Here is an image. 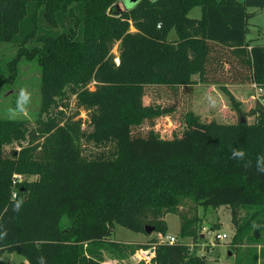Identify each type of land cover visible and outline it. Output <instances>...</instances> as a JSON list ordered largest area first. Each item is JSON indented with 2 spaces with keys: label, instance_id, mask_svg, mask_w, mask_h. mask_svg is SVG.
<instances>
[{
  "label": "trees",
  "instance_id": "obj_1",
  "mask_svg": "<svg viewBox=\"0 0 264 264\" xmlns=\"http://www.w3.org/2000/svg\"><path fill=\"white\" fill-rule=\"evenodd\" d=\"M117 1L0 0V42L19 46L0 86L13 81L21 57L34 60L48 93L42 105L53 108V96L65 98L66 88L82 94L92 128H81L77 111L39 114L30 130L25 121L0 120V264H104L103 250L124 259L151 246L152 264H206L184 242L158 241L167 214L179 218L181 240L198 238L199 206L229 208L231 246L251 226L264 229V104L245 113L225 88L264 90V45L246 38L247 8L264 9V0H142L128 11L117 10ZM195 8L199 19L188 17ZM197 84L219 85L237 122L205 123L188 110L181 134L161 138L154 122L172 120L180 94ZM145 96L154 98L144 104ZM6 130L27 136L36 181L14 179L18 154L6 152ZM83 143L98 152L85 156ZM237 150L242 158L233 156ZM243 210L252 212L241 218ZM115 226L145 235L152 227L157 237L121 244L109 240ZM262 247L235 264H256L258 256L264 264ZM6 253L24 261L7 262Z\"/></svg>",
  "mask_w": 264,
  "mask_h": 264
},
{
  "label": "rangeland",
  "instance_id": "obj_2",
  "mask_svg": "<svg viewBox=\"0 0 264 264\" xmlns=\"http://www.w3.org/2000/svg\"><path fill=\"white\" fill-rule=\"evenodd\" d=\"M242 3L243 0H235ZM118 9L125 11L130 9L131 6L127 0L117 1ZM126 8H124L123 7ZM247 12L251 14V17L247 21L248 34L247 42L250 46H262L264 45V9L260 8H247ZM201 11L199 8L191 10L188 14L189 18L199 19ZM133 31V29H130ZM176 34L174 31L169 33V39H174ZM25 48H31V45H26ZM19 46L8 43L0 42V73L6 70V65L11 62L17 55ZM114 62L118 63V50L117 44L112 50ZM40 69L36 61H30L21 57L17 63L16 75L11 83L8 85L0 86V120L5 121H25L27 128L33 129L35 126V120L40 115L43 118L48 113H57L59 110H63L66 116H71L76 111L78 115L76 119H81L82 129L86 132H90L92 128L89 125L87 117V111L81 106V102L84 99L82 94L72 95L68 88L63 89L65 98L61 99L58 96L55 98L56 105L53 108L49 105L44 107L41 103L43 95L48 96V93L41 88L40 85ZM5 73V72H4ZM8 76V74H4ZM90 91H93V83L87 86ZM20 89H25L30 94L29 102L25 105V100L21 98L20 103L25 105V111L19 112L17 110V99ZM236 87L234 90L230 88V92H234L237 98L233 96L239 103L240 108L245 113H248L255 107L257 101L260 100L264 103V90L255 88L254 85L242 86L238 90ZM159 90H155L154 96L157 95ZM152 93V94H153ZM164 93V92H162ZM179 97V107L174 114L173 119L161 118L154 122V130L159 133L163 139H171L173 135H180L183 130L182 114L188 110L198 115L201 122L215 121L218 123L234 124L238 120V115L231 109L228 97L223 91H221L219 85H201L194 87L190 93H182ZM154 96H145L143 103L148 104ZM157 99V98H155ZM164 103L166 98L163 97ZM61 103H68V109L64 110ZM255 120L252 116H247L246 121L251 124ZM5 128V127H4ZM148 128L144 127L143 132ZM4 142L6 152L14 151L18 154L17 157V169L14 176L19 182H34L39 178L38 166L31 158V146L28 144V138L22 131H4ZM84 155L89 156L98 152V149L92 144L83 143ZM251 213L252 210H243L239 216L243 218L246 213ZM198 238L192 239H180L178 237L180 221L176 215L167 214L164 217V221L167 225L166 236H172L176 241L184 242L188 245L190 253H193L197 257H203L206 264H235L239 257H249L251 249L255 250L258 255L262 253L264 245V229L259 228L256 225L251 226L250 230L241 238L239 246H231L232 237L235 233V228L231 224V213L228 207H203L199 206L198 212ZM264 219V216L260 217ZM224 233L227 238L223 241H218L215 238L216 234ZM157 235L151 233L149 235L133 233L122 227L115 226L110 241L118 242L121 244H141L148 243L152 239H156ZM138 240V241H137ZM136 250L132 255L127 256L124 259H120L115 254L109 251L103 250L104 264H148L142 260L136 258ZM3 260L10 263H18L24 261V259L16 253L4 254ZM262 258L258 256L256 264L262 262ZM152 264V263H150Z\"/></svg>",
  "mask_w": 264,
  "mask_h": 264
},
{
  "label": "built area",
  "instance_id": "obj_3",
  "mask_svg": "<svg viewBox=\"0 0 264 264\" xmlns=\"http://www.w3.org/2000/svg\"><path fill=\"white\" fill-rule=\"evenodd\" d=\"M255 87V86H254ZM256 88V87H255ZM260 90V89H259ZM262 102V101H261ZM263 103V102H262ZM264 104V103H263ZM14 179L16 181H18L16 179V177L14 176ZM215 238L218 240V241H223L227 238V236L224 234V233H218L215 235ZM159 243H168L170 245L172 244H175L176 243V240L174 237H170V236H165V237H160L158 239ZM154 253H155V247L154 246H151L150 248L148 249H145V250H139L137 253H136V258H138V260H142L144 261L145 263H148L150 264L152 262V259L154 258Z\"/></svg>",
  "mask_w": 264,
  "mask_h": 264
},
{
  "label": "clouds",
  "instance_id": "obj_4",
  "mask_svg": "<svg viewBox=\"0 0 264 264\" xmlns=\"http://www.w3.org/2000/svg\"><path fill=\"white\" fill-rule=\"evenodd\" d=\"M21 98H23L25 100V102H26L25 105H26L29 102L30 94L25 89H20L19 96H18V99H17V110L19 112L25 111V105H22L20 103ZM233 156L234 157H241L242 158L244 156V153L242 151H238L237 150V151H234L233 152ZM21 203L22 202H17L15 204V209L14 210H19L20 207H21Z\"/></svg>",
  "mask_w": 264,
  "mask_h": 264
},
{
  "label": "water",
  "instance_id": "obj_5",
  "mask_svg": "<svg viewBox=\"0 0 264 264\" xmlns=\"http://www.w3.org/2000/svg\"><path fill=\"white\" fill-rule=\"evenodd\" d=\"M140 1H142V0H127L128 4L131 6L130 9H132V8H133L136 4H138ZM116 6H117V5H116ZM123 7H124V5H123ZM124 8H125V7H124ZM116 9L119 10V11H121L120 9H118V7H117ZM125 9H126V8H125ZM130 9H126L125 11H128V10H130ZM145 233H146L147 235L153 233V228H152V227H146V228H145Z\"/></svg>",
  "mask_w": 264,
  "mask_h": 264
},
{
  "label": "crops",
  "instance_id": "obj_6",
  "mask_svg": "<svg viewBox=\"0 0 264 264\" xmlns=\"http://www.w3.org/2000/svg\"><path fill=\"white\" fill-rule=\"evenodd\" d=\"M192 79L193 80H195V81H197L198 80V77L197 76H193L192 77ZM199 86H201L200 84H197L195 87H199ZM212 87L213 86H215V85H211ZM242 86H246V85H225V88L229 91L230 90V88H232V90H234L236 87L239 89L240 87H242ZM250 87L252 86V84L251 85H249ZM237 89V90H238ZM232 90H231V94L233 95V96H235L236 98H237V95L234 93V92H232ZM138 241V240H137Z\"/></svg>",
  "mask_w": 264,
  "mask_h": 264
}]
</instances>
